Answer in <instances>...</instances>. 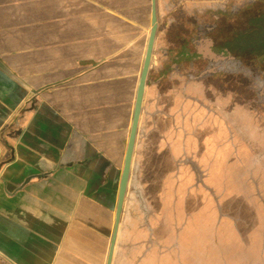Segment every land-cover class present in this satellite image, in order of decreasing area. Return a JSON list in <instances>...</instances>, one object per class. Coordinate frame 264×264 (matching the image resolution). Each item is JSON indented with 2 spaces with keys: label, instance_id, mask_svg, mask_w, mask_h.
Wrapping results in <instances>:
<instances>
[{
  "label": "crops",
  "instance_id": "crops-1",
  "mask_svg": "<svg viewBox=\"0 0 264 264\" xmlns=\"http://www.w3.org/2000/svg\"><path fill=\"white\" fill-rule=\"evenodd\" d=\"M217 5L218 0H0V264H109L126 152L154 27L140 128L111 264H153V237L162 248L157 264H170L171 250L177 253L174 264H190L202 238L211 245L213 240L224 241L220 246L231 250L237 245L242 255L244 247L264 253L260 214L245 213L232 225H171V195L158 191L159 185L166 186L163 177L169 165L150 162L146 174H140L139 143L148 141L149 134H155V140L168 115L160 97L177 101L182 117L190 111L186 95L179 89L177 100L172 95L176 84L180 86L175 81L183 77L199 82L208 68L207 60L199 62L187 51L192 44L206 48L200 40L201 22ZM177 53H184L185 61H177ZM179 63L184 70L174 73L170 82L165 71ZM210 71L204 75L208 82ZM206 87L193 94L198 109L193 114L199 118H211L207 102L217 100L212 86ZM243 112L256 123L264 107L259 111L247 103ZM258 112L260 117L254 114ZM202 132L200 125L197 160L203 159L202 150L210 156L217 150L216 127L210 125L205 132L208 147H202ZM257 156L252 164H263L264 154ZM213 161L210 158L208 166ZM203 179L198 176L197 181ZM160 204L168 211L160 225H151L158 222ZM140 214L144 225H139ZM138 229L150 237L140 255L138 249L123 248L144 237ZM172 229L177 230L169 247ZM186 246L196 250L188 252Z\"/></svg>",
  "mask_w": 264,
  "mask_h": 264
},
{
  "label": "rangeland",
  "instance_id": "rangeland-1",
  "mask_svg": "<svg viewBox=\"0 0 264 264\" xmlns=\"http://www.w3.org/2000/svg\"><path fill=\"white\" fill-rule=\"evenodd\" d=\"M216 8H213L209 17L203 16V26H206L207 31L204 32L201 38V45L205 46L208 43L207 41L217 37L219 48L225 46L227 41L235 46V50H228L226 53L218 51V54L223 56L220 61L234 57L237 63L244 65L247 64L250 58H253V60L257 58L261 61V65L254 66L256 71L244 78L235 77L228 80L227 77H224L221 80L218 77V83L214 84V77H212V86H217V91L212 88V92L217 96V100L208 101L209 109L205 110L207 113L212 112L211 118L207 114L202 118H199L198 114L196 116L193 114L195 110L198 112L196 103L193 102L197 98L193 97V94L196 93L194 91L197 88L200 90L202 85L207 89L206 86L211 81L209 83L206 81V86H204V81L208 79L205 76L202 79V75H199L201 77L199 82L189 79V82L185 80V84L182 86L180 82L175 81L180 86L176 84L175 93L172 95L176 97V100L178 99L177 89L184 96L186 95V98H189L185 102L186 109L190 111H187L186 117H182L183 115L180 111V113L178 112V108L183 107L177 101H172L171 98L166 97L168 95L160 97V101L163 104L165 102L169 109L167 111L168 115L164 117V122L159 127L160 133L155 140H152L151 137H156V135L149 134L148 141L145 142L143 139L139 143L141 156L139 161L143 164L140 174H146V168L150 162L155 164L157 162L160 166L165 164L166 168L169 165V171L163 177L166 180V186L158 184V191L160 193L164 191V193L171 195V205L169 207L171 225L192 224L194 221H198L196 223L198 225H206L208 221L212 224L217 222L220 225H232L228 212L230 209L238 210L239 207L244 209L240 220L244 219L245 213H250V216L258 213L264 225V216H262L264 214V163L252 164L257 160V155L264 154V114L257 119L260 123L257 125V121L254 123L246 115V112L242 113L244 106L242 95L247 96L252 91L258 92V87H256L258 83L256 79H252V76L264 78V21H261L264 17V0H232V5L228 0L227 6H225V0H218ZM214 11L218 15L216 22ZM212 26L218 29L216 37L209 30ZM244 35H246V39L243 43ZM204 37H207V39L204 40ZM232 40H234V43ZM187 53L197 56L199 62H204L210 55L207 48L194 47V44L189 46ZM215 56V53L211 56L212 63H214ZM174 76L169 78L171 79L170 82H172ZM248 80H250L249 84ZM198 83L201 85L199 86ZM205 88H203V92ZM188 101H191L192 104H189ZM203 104L201 105L203 106ZM174 108L175 114H171ZM200 125L203 129L202 147H208L209 145L206 130H209L210 125L216 127L217 150L213 151L211 156L210 153H206V150L205 152L202 150L203 159L197 160L195 147H198L200 143L198 135ZM254 129H261V133L255 132ZM226 130L227 133H225ZM227 146L230 147L228 150L225 148ZM246 153H250V155L255 153L256 156H251L248 159V155L245 156ZM152 157H157V159L151 161ZM210 158L215 159L212 166H208ZM199 162L204 165L198 166ZM198 176L204 178L202 183L197 181ZM161 179H158L159 183H161ZM187 194L188 197L183 199L182 197H186ZM196 195L198 196L197 202H194V196ZM174 201H176V204H174ZM160 202H162V198H160ZM164 202H166L165 199ZM158 207V213H155L158 222H152L151 225H160L163 214L168 211L166 208L164 210L160 209L162 204ZM210 216L213 217L212 220ZM133 217L135 216L133 215ZM139 217V225H144L143 215L140 214ZM249 222L248 219L247 224ZM242 223L243 221H240V224ZM176 230L172 229L170 231L169 247L172 246ZM141 233L142 235L146 234V231L138 229V234L141 235ZM203 233L205 232L203 231ZM149 238L146 239L144 236L135 242L128 241V246L124 244L123 248L138 249V255H140L144 252L142 249L149 246ZM255 240H257V237H255ZM151 241L154 247L153 264H157V259L162 252L161 243L155 237ZM198 241L201 242V240ZM213 242L215 244L211 245L210 240L206 241V238H202V244L197 247L199 254H197L196 260L191 261L190 264H264V253L248 251L244 247V254L242 255L236 250V248H239L237 245H233L234 248L231 250L229 246H220L224 241L217 239ZM247 242H249V247L252 248L251 242L249 240ZM166 248H168L167 245ZM185 248L188 252L196 250L190 246ZM163 250L165 249L163 248ZM171 253H173L174 258H172L170 264H174L173 260H177L176 250H171ZM190 254L193 255L194 252ZM130 258H133L132 253H130Z\"/></svg>",
  "mask_w": 264,
  "mask_h": 264
},
{
  "label": "flooded vegetation",
  "instance_id": "flooded-vegetation-1",
  "mask_svg": "<svg viewBox=\"0 0 264 264\" xmlns=\"http://www.w3.org/2000/svg\"><path fill=\"white\" fill-rule=\"evenodd\" d=\"M227 3H228V1H227ZM230 3L232 5V0H230ZM232 14H234V12H232ZM217 16L215 17V22L218 19ZM261 21H264V17L262 18ZM201 24H202V31H201V33H202L201 38H202L204 32H206L207 30L205 29L206 26H203V20H202ZM209 30L211 31V33L214 34V36L216 35V33L218 31V29L215 28V26L210 27ZM208 33L210 34V32H208ZM201 38H200V40H201ZM206 39H207V37H204V40H206ZM245 39H246V35L243 36V43H244ZM207 42L208 43H206L205 46H206V48H208L210 55H209V58L207 59L208 68L206 70H203V76L209 75V74H207V72L211 69L210 73H211V76L214 77V79H213L214 84L218 83V77L221 80L224 77H227L228 80H231L232 78H235V77L236 78H244L245 76H250L251 74L254 73V71H256V67H254V66H260L261 65V61L257 58H256V60H253V58H250L249 61H247V64H244V65L237 63L236 62L237 60L234 57H230V58L225 57L227 59H224V61H220V60H222L223 56L219 55L218 51H222V52L226 53V52H228V50H231V51L235 50L234 44H231L229 41H227L225 46H221L219 48V46L217 44V37H216V39L214 38L213 40H210ZM232 42L234 43V40H232ZM210 47H211L212 51L215 52V55H216L215 59H214V63L211 62V56L212 55L210 53V51H211ZM183 55H184V53H177L176 60L178 61V59H181L182 61H185V58ZM188 62H189V60H188ZM219 63H222V64H219ZM181 65H182L181 63L176 64V65H172L169 68V72L165 71L166 75L169 78H171V77H173L174 73H180V71L183 72L184 68H182ZM250 68H251V70H250ZM170 70H173L174 73L171 72ZM190 77H192V72L190 74ZM202 79H203V77H202ZM252 79H256V81L258 83V86H256V87H258V92L256 91L257 93H255V91H252V92L248 93L247 96L242 95V103H243V105H245L247 103H252L253 106L257 107L260 111V108L264 107V84H263L264 78L261 79L260 76H259V78H257L256 76H252ZM206 81H207V83H209L211 81V83L208 86L213 85L212 78L209 80V82H208V80H205L203 83L204 85H206ZM184 82H185V79L183 77H181L180 83L183 84ZM247 82L249 84L250 80H248ZM214 87L217 89V86L214 85ZM214 87L212 86V88H214ZM256 87H255V90H256ZM260 97H262V98H260ZM254 114L257 117L261 116L260 112L254 113Z\"/></svg>",
  "mask_w": 264,
  "mask_h": 264
},
{
  "label": "water",
  "instance_id": "water-1",
  "mask_svg": "<svg viewBox=\"0 0 264 264\" xmlns=\"http://www.w3.org/2000/svg\"><path fill=\"white\" fill-rule=\"evenodd\" d=\"M155 34H156V27H154V29L151 31L149 47H148V51H147V55H146L145 66H144V69H143V72L141 75V81H140V85H139V89H138L135 113L133 116V123H132V127H131L129 144H128V148H127V152H126V158H125L124 172H123V177H122L121 187H120V193H119L120 198H119L117 218H116L117 227H116V232L114 235L113 243L111 246L109 264H111V259L113 256V250L115 247V240H116L117 228H118V224H119V218L121 215V210L123 207V201H124V197L126 194L127 184L129 181V175H130L132 158H133V153H134V148H135L136 136H137L138 130L140 128L141 110H142V104H143V98H144V92H145V86H146V79H147V75L149 73L150 66H151V58H152V53H153V48H154V43H155Z\"/></svg>",
  "mask_w": 264,
  "mask_h": 264
},
{
  "label": "trees",
  "instance_id": "trees-1",
  "mask_svg": "<svg viewBox=\"0 0 264 264\" xmlns=\"http://www.w3.org/2000/svg\"><path fill=\"white\" fill-rule=\"evenodd\" d=\"M243 210L244 209L241 207H239L238 210L237 209H230L228 212L229 219H231V221L233 223H235L236 221H239ZM262 216H264V214Z\"/></svg>",
  "mask_w": 264,
  "mask_h": 264
}]
</instances>
